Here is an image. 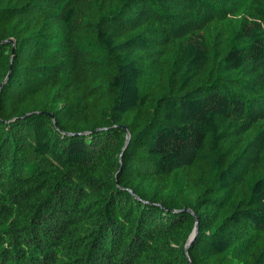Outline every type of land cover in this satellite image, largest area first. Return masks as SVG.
Wrapping results in <instances>:
<instances>
[{
	"label": "trees",
	"instance_id": "1",
	"mask_svg": "<svg viewBox=\"0 0 264 264\" xmlns=\"http://www.w3.org/2000/svg\"><path fill=\"white\" fill-rule=\"evenodd\" d=\"M0 264H264V0H0Z\"/></svg>",
	"mask_w": 264,
	"mask_h": 264
},
{
	"label": "water",
	"instance_id": "2",
	"mask_svg": "<svg viewBox=\"0 0 264 264\" xmlns=\"http://www.w3.org/2000/svg\"><path fill=\"white\" fill-rule=\"evenodd\" d=\"M195 235H196V233H194V234L192 235V237H191V241H193V239L195 238ZM186 249L188 250V246H187Z\"/></svg>",
	"mask_w": 264,
	"mask_h": 264
}]
</instances>
